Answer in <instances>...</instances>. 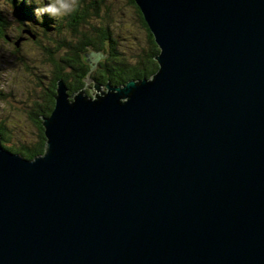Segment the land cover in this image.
<instances>
[{"label":"water","instance_id":"obj_1","mask_svg":"<svg viewBox=\"0 0 264 264\" xmlns=\"http://www.w3.org/2000/svg\"><path fill=\"white\" fill-rule=\"evenodd\" d=\"M135 1L158 70L0 139V264H264V0Z\"/></svg>","mask_w":264,"mask_h":264},{"label":"rangeland","instance_id":"obj_2","mask_svg":"<svg viewBox=\"0 0 264 264\" xmlns=\"http://www.w3.org/2000/svg\"><path fill=\"white\" fill-rule=\"evenodd\" d=\"M76 1L78 0H75V5H77ZM91 1L82 2V6L90 8L88 11L90 21L88 22L91 30L87 25H82L80 30L95 33L92 27L108 26L107 45L111 46V39L114 40L119 53L117 56L130 64L149 50L151 42L148 31L139 17L138 4L135 7L129 0H93L92 4ZM34 4L22 7L23 4L20 6L18 0H0V18H4L8 25L5 35L0 38V89L3 92L0 98V122L4 123L7 131L9 138L7 144L14 146L15 144H30L38 140V129L33 121L32 108L36 104L46 105V93L56 70L50 56L52 53H48V47L53 49V46H57L61 41L74 39L71 26L62 27L60 33L56 29L48 28L53 36L59 35L58 42L59 37L55 36L57 38L52 39L49 36L48 38L44 33L46 25H54L62 17L64 18L63 23L70 22L74 10L68 15L53 20L47 19L48 14H44L42 19L38 20L33 13V8L38 5ZM76 8L78 7L75 6L74 9ZM139 11L143 17L142 11L140 9ZM96 33L101 34L100 31ZM33 35L35 38H32ZM62 52L61 49L57 50L53 56L56 58ZM87 52L91 57V64L95 63L90 73L94 78V73L99 69L97 61L99 59L104 61L115 55L106 50L105 55L101 52L95 53L88 48ZM129 67L131 66H126L125 69ZM93 80L92 78L89 82L92 83ZM106 84L103 86L104 91H107ZM96 91L92 83L88 94L93 96Z\"/></svg>","mask_w":264,"mask_h":264},{"label":"trees","instance_id":"obj_3","mask_svg":"<svg viewBox=\"0 0 264 264\" xmlns=\"http://www.w3.org/2000/svg\"><path fill=\"white\" fill-rule=\"evenodd\" d=\"M135 7H137V3L135 0H129ZM84 3V0H78L76 1L77 5H75L76 9H74L73 13L71 14L72 20L68 23H63V17L60 21H57L54 25H46V29L44 30V33L48 36H51L52 39H56L59 37V35L53 36V33L48 30V28L56 29L59 33L61 32L62 27H69L71 26L74 31V39L72 40H66L61 41V43H58L57 46H53V49L48 47V53L50 54L53 63L55 65V74L52 79V83L48 87V92L46 93V105H37L32 108V117L33 121L37 125L38 129V140L30 143V144H7L8 137L6 134V129L3 122H0V136L2 138V143L5 147L23 154L26 157L33 158L37 155L44 153L46 146H47V139L44 132V126L42 124V115H50L54 105H55V94L57 92V81L63 80V82L66 84V86L69 88V92L74 93L78 91L80 88H85L87 93H90V86L92 83H87L85 79L87 77H91L92 68L94 65L91 64L90 56L87 52V48L92 50V52L100 53L105 55V50L109 51L110 53H114L115 55H112V57L105 59L104 61H97V64L99 65V69L97 72L94 73L95 79L99 80L100 82L106 84L109 80L114 84H122L123 82H126L129 79H138L143 77H151L152 74H154L159 67L158 61L156 60L155 56L158 53L159 45L155 42L154 36L152 35L151 31L149 30L145 19H143L139 9V17L146 27L148 31V36L150 40V48L149 50L141 57H139L134 63H127L120 56H117L119 53L117 51V45L115 44V41L111 39L112 45H107L106 41L109 38V29L108 26H98L92 27V29L95 30V33H91L88 30H80V27L82 25H87L88 29L91 28L89 25V18L90 13L88 11L90 8L82 6ZM93 3V0L91 1V4ZM23 4V5H22ZM22 7H28L24 3H20V6ZM33 5V4H32ZM36 5V4H34ZM37 6V5H36ZM82 7V8H81ZM29 10V9H27ZM31 11V10H30ZM49 20H53V17H46ZM70 23V24H69ZM68 24V25H67ZM8 25L6 23V20L4 18H0V38H2L5 35V31L7 29ZM91 30V29H89ZM96 33V32H99ZM106 33L104 34V32ZM21 33H24L21 31ZM35 34V33H34ZM20 36V35H19ZM35 36V35H34ZM18 37V36H17ZM32 38H35L32 36ZM47 39V38H46ZM60 40L57 39V42ZM37 41L39 39L37 38ZM105 42V44H104ZM63 50L61 55L58 57H54L53 53L57 50ZM111 56V54H110ZM103 57V56H102ZM91 64V65H90ZM92 66V67H91ZM126 66H131L128 69H125ZM121 67V68H120ZM124 67V68H122ZM118 68V69H117ZM110 72V73H109ZM2 90L0 89V98H2Z\"/></svg>","mask_w":264,"mask_h":264},{"label":"clouds","instance_id":"obj_4","mask_svg":"<svg viewBox=\"0 0 264 264\" xmlns=\"http://www.w3.org/2000/svg\"><path fill=\"white\" fill-rule=\"evenodd\" d=\"M19 3L27 5L36 4L33 13L38 20L42 19L44 14L57 18L68 15L74 10L75 0H18Z\"/></svg>","mask_w":264,"mask_h":264},{"label":"bare ground","instance_id":"obj_5","mask_svg":"<svg viewBox=\"0 0 264 264\" xmlns=\"http://www.w3.org/2000/svg\"><path fill=\"white\" fill-rule=\"evenodd\" d=\"M141 10V9H140ZM33 37H35L34 35H33ZM88 78H91L90 76L89 77H87L86 78V81H87V83H91V82H89V80H88ZM144 78V77H143ZM149 78V77H148ZM133 79H135V78H133ZM138 79H141V78H138ZM91 80H92V78H91ZM62 82H63V80H61ZM99 82V83H101V84H103V85H100V89L103 91V92H107L108 91V87H107V91H104L103 89V86H104V83H102V82H100L99 80H96V79H94V81H92V83L94 84V82ZM64 83V82H63ZM64 85H65V87L68 89V93H69V88L66 86V84L64 83ZM106 85H115V84H113L112 82H110V81H108L107 82V84ZM80 89H82L84 92H85V94H87V96L89 97V98H94L95 97V95H96V93L93 95V96H91V95H89L87 92H86V89L83 87V88H80ZM77 93V91L76 92H74V93H69L70 95H71V97H70V99H73L74 97H75V94ZM56 94H57V92H56ZM55 94V95H56ZM56 99V98H55ZM55 103H56V101H55ZM54 109V108H53ZM53 111V110H52ZM52 113V112H51ZM45 116H49V115H42V120H43V122H44V117ZM43 122H42V124H43ZM43 126H44V132H45V129H46V126L43 124ZM45 135H46V133H45ZM0 139H1V142H2V138H1V136H0ZM46 139H47V137H46ZM3 144V143H2ZM4 146V145H3ZM5 147V146H4ZM47 147V146H46ZM7 148V147H6ZM9 149V148H8ZM21 154V153H20ZM21 155H23V154H21ZM24 156V155H23ZM37 156H39V155H37ZM36 156V157H37ZM24 157H26V156H24ZM26 158H29V157H26ZM33 158H35V157H33ZM33 158H29V159H33Z\"/></svg>","mask_w":264,"mask_h":264},{"label":"flooded vegetation","instance_id":"obj_6","mask_svg":"<svg viewBox=\"0 0 264 264\" xmlns=\"http://www.w3.org/2000/svg\"><path fill=\"white\" fill-rule=\"evenodd\" d=\"M91 78L95 79L92 75H91Z\"/></svg>","mask_w":264,"mask_h":264}]
</instances>
